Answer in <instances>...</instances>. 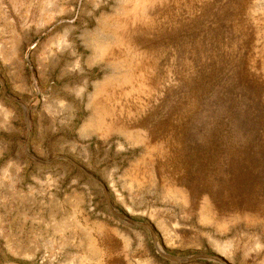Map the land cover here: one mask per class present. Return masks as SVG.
I'll list each match as a JSON object with an SVG mask.
<instances>
[{"label":"rangeland","instance_id":"rangeland-1","mask_svg":"<svg viewBox=\"0 0 264 264\" xmlns=\"http://www.w3.org/2000/svg\"><path fill=\"white\" fill-rule=\"evenodd\" d=\"M0 81V264H220L54 156L264 264V0H0Z\"/></svg>","mask_w":264,"mask_h":264},{"label":"water","instance_id":"water-1","mask_svg":"<svg viewBox=\"0 0 264 264\" xmlns=\"http://www.w3.org/2000/svg\"><path fill=\"white\" fill-rule=\"evenodd\" d=\"M1 83V81H0ZM1 90L3 93H5V90H4V87L1 83ZM26 144H27V138L25 139V142H24V147L26 149ZM30 157L34 158L31 154H28ZM58 159H63L65 161H67L68 163L72 164L74 167H76L78 170H80L87 178H89L90 180H92L94 183H96L97 185H99L103 191V194H104V198L106 200V205H107V208L109 209V211L117 218L125 221L126 223L132 225V226H136V227H140V228H145L148 230L149 234H150V237L155 245V249H156V252L161 256L163 257L164 259L172 262V263H186L188 261H191L193 259H208V260H215L217 261L218 263L220 264H229L227 261L223 260L222 258L218 257V256H215V255H211V254H193V255H190V256H187V257H179V256H175V255H171V254H168L164 251H161L159 248H157L156 244H155V233L152 229V227L147 224V223H142V222H139V221H136L130 217H128L126 214H123L119 211H117L116 209L112 208L110 206V203H109V200H108V196H107V193L105 191V188H104V185L96 178L94 177L92 174H90L88 171H86L84 168H82L78 163H76L74 160L66 157V156H54L52 157L51 159L47 160V161H42V160H39L40 162H44V163H48V162H52V161H55V160H58Z\"/></svg>","mask_w":264,"mask_h":264}]
</instances>
